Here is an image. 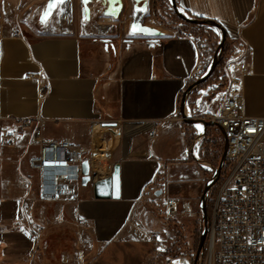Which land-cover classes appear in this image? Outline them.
Here are the masks:
<instances>
[{"label":"crops","instance_id":"obj_1","mask_svg":"<svg viewBox=\"0 0 264 264\" xmlns=\"http://www.w3.org/2000/svg\"><path fill=\"white\" fill-rule=\"evenodd\" d=\"M38 1L0 0V264H85L95 244L101 252L88 264H117L118 256L139 264L153 227L145 223L146 206L165 167L156 139L162 132L163 138L180 137L178 113L200 51L185 31L168 27H161L164 34L154 45L130 30L116 29L109 37L72 33L65 28L66 15L56 25L44 22V28L58 32L38 34L31 25L41 13ZM175 1L186 16L221 24L228 55H235L240 42L248 43L243 60L250 62L249 70L234 76L245 112L264 116V0ZM17 14L21 24H7ZM13 28L23 36H13ZM207 47L213 61L216 51ZM188 107L185 101L186 113ZM37 116L45 119L46 135L88 150L92 169L103 170V178L119 164L121 198H95L99 175L86 186L75 185L77 199L44 198L40 174L28 164L38 152L29 143L32 126L17 124ZM154 127L158 135L152 137ZM107 133L115 137L105 139ZM12 134L16 140L9 142ZM99 137L105 141L96 148ZM95 154L104 159L96 164ZM177 257L172 263L190 264Z\"/></svg>","mask_w":264,"mask_h":264},{"label":"rangeland","instance_id":"obj_2","mask_svg":"<svg viewBox=\"0 0 264 264\" xmlns=\"http://www.w3.org/2000/svg\"><path fill=\"white\" fill-rule=\"evenodd\" d=\"M124 9L118 18L104 14L107 6V0H68L64 3H58L54 8L49 10V15L44 18L45 11L49 0H39L41 5V13L35 23H31L38 34L56 33L58 30L44 28V22H52L58 24L63 15L68 16L65 20L67 28L70 32L86 34L94 37H109L114 34L117 29L119 31H131V23L135 21V0H123ZM17 12L21 11V7H16ZM87 10L89 17H87ZM144 12V13H143ZM141 22L150 26H154L161 30V27H168L176 30V33L189 31L206 38L207 44L212 53L217 52L221 46V53L227 54V44L222 45L219 42V34L221 30L215 27H197L185 25L186 23L177 15L173 7L172 0H149L148 8L142 11ZM69 20V21H68ZM15 21V22H14ZM62 23V22H60ZM7 24L16 26L21 24L18 20V14L15 20H9ZM101 27L106 28L103 32ZM132 32V31H131ZM218 32V33H217ZM219 57V56H218ZM224 58L218 62V66L214 73L202 84L193 88L186 95V103H188V118H204L210 120V116H215L219 111L223 93L229 86L230 74L225 69ZM213 63V62H212ZM231 74L238 75V71H232ZM180 122L179 132L177 134L163 138L162 132L157 138L158 153L162 156L164 169L160 173V177L154 182L155 192L161 189L160 195H153V201L147 203L148 217L145 223L152 225L147 232L149 246L145 253L140 255L139 264H160L167 258L176 256H184L185 254H195L205 228V220L202 209V196L206 184L215 174L219 166L224 148V136L215 125L204 126V130L200 133L196 123H187L181 112L178 113ZM114 133L116 134L115 129ZM112 136L107 133L104 138L108 139ZM99 137L96 141V148L101 146L105 141ZM175 142H173V141ZM177 140V141H175ZM172 141V142H171ZM168 143L177 144V149ZM181 146V147H180ZM95 148V149H96ZM174 151V153L171 152ZM97 153V152H96ZM96 155V154H95ZM97 156V155H96ZM95 157L98 163L99 158ZM99 158V159H98ZM228 172L227 162L224 165L221 176L216 184L213 185L207 197L208 221L211 220L212 203L214 193L223 181L225 174ZM99 178H103V174H98ZM169 197H177L179 199V213L176 217L168 218L166 214V199ZM158 237V238H157ZM101 252L99 246L95 244L92 248L89 260L98 258ZM178 260L174 261L175 264ZM186 262V261H185ZM117 264H127L122 256H118ZM94 264H105L96 262ZM107 264V263H106ZM186 264H189L186 262Z\"/></svg>","mask_w":264,"mask_h":264},{"label":"built area","instance_id":"obj_3","mask_svg":"<svg viewBox=\"0 0 264 264\" xmlns=\"http://www.w3.org/2000/svg\"><path fill=\"white\" fill-rule=\"evenodd\" d=\"M183 34L193 38L200 51L194 82L208 72L213 61L208 58L206 38L189 31ZM12 35L23 36L17 28H13ZM248 50V43L240 42L239 50L233 56L228 55L226 60L221 48L216 52L219 62L224 58L225 69L230 73L229 86L223 93L219 111L210 116V120L219 123L227 135L228 172L212 198L208 239L199 259L196 261L192 253L177 257L190 264H264V116L245 112L240 80L231 74L232 71L244 73L249 70L250 62L243 60L244 52ZM42 87L44 91L48 90L47 84ZM17 124L21 129L32 126L29 143L37 146L38 152L29 157L28 164L40 174L41 195L58 198L69 194L72 199H77L74 187L82 182V163L88 159V150L72 144L68 138L46 135L43 130L45 119L41 116L18 119ZM157 135L158 128L154 127L151 136ZM15 140V134L8 137L9 142ZM88 160L93 181L95 176L103 174V170L94 171L92 158ZM178 213L179 199H166L167 217H176ZM172 261L173 258H167L160 264H171Z\"/></svg>","mask_w":264,"mask_h":264},{"label":"water","instance_id":"obj_4","mask_svg":"<svg viewBox=\"0 0 264 264\" xmlns=\"http://www.w3.org/2000/svg\"><path fill=\"white\" fill-rule=\"evenodd\" d=\"M65 1L66 0H64V2ZM148 2H149V0H135L134 10L135 11H137V10L145 11L148 8ZM172 4H173V7L175 8L177 15L180 18H182L183 20H185L189 23H192V24L208 25L211 27L219 28L222 31L221 43H222V45L225 43L226 33H225L224 28L221 26V24L219 22H217L216 20H211V19H200V18L188 17L179 10L175 0H172ZM123 9H124V1L123 0H107V6L104 9V14L118 18L121 15ZM86 14H87V17H89L88 10H87ZM134 24L137 26L135 31L132 28V25H134ZM130 27H131V31L133 33H139V34H143L145 36H148L151 39V43L153 45L155 44V41L159 37L163 36V34H164V32L162 30H160L159 28H156L154 26H150L147 24H143L141 21H137V20L132 22ZM140 29H145L146 31H140ZM219 48H221V46H219ZM218 62H219V57H218V55H215L213 63L211 65L210 69L208 70V72L204 76L198 78L196 81H194L193 83L190 84V86L187 88V90H186V92L182 98L181 105H180L181 113H182V115H183V117L187 123H195L196 121H201L205 124V126L215 125V126L219 127V129L221 130V132L224 136V148H223V153L221 156L219 166L216 169L215 174L212 176V178L206 184L204 192H203V196H202V209H203L204 220H205V228H204V232L201 236V239H200V242H199V245L197 248L196 261L199 259L200 255H201V253L205 247L208 232H209L208 211H207L208 193L211 190V188L213 187V185L218 182V180L221 176L222 170L224 168V165L226 163L228 140H227V135H226L224 129L221 127V125L219 123H217L213 120H207L204 118L198 119V118L186 117L185 101H186V95L188 94V92H190L196 86L204 83L214 73V71L216 70V68L218 66ZM107 125H115V123H107ZM82 172H83L82 185L86 186L91 181L90 161L88 159H85L82 163ZM93 191H94V196L97 199H120L122 196V179H121L120 165L119 164L114 165L113 172H112L111 176L96 180L93 184ZM162 192L163 191L161 189H159L155 192V194L160 195V194H162Z\"/></svg>","mask_w":264,"mask_h":264},{"label":"snow or ice","instance_id":"obj_5","mask_svg":"<svg viewBox=\"0 0 264 264\" xmlns=\"http://www.w3.org/2000/svg\"><path fill=\"white\" fill-rule=\"evenodd\" d=\"M64 0H49V4L47 6L48 10L45 11L44 18H46L49 15V10L54 8L58 3H63ZM87 2V0H85ZM133 30L135 31L137 26L134 24L132 25ZM140 31H146L145 29H140Z\"/></svg>","mask_w":264,"mask_h":264},{"label":"bare ground","instance_id":"obj_6","mask_svg":"<svg viewBox=\"0 0 264 264\" xmlns=\"http://www.w3.org/2000/svg\"><path fill=\"white\" fill-rule=\"evenodd\" d=\"M143 13H144V12H143ZM142 16H143L142 11H141V10H137V11L135 12V21H136V20H137V21H141ZM187 112H188V111H187ZM196 125H197V127H198L200 133H202L203 130H204L203 122H197Z\"/></svg>","mask_w":264,"mask_h":264},{"label":"trees","instance_id":"obj_7","mask_svg":"<svg viewBox=\"0 0 264 264\" xmlns=\"http://www.w3.org/2000/svg\"><path fill=\"white\" fill-rule=\"evenodd\" d=\"M182 19V18H181ZM183 20V19H182ZM186 24H188V25H190V24H192V23H189V22H187V21H185V20H183ZM223 55H225V53H223ZM227 165H228V163H227ZM210 205H211V208H212V203H210L209 202V209H210ZM207 239H208V237H207Z\"/></svg>","mask_w":264,"mask_h":264}]
</instances>
